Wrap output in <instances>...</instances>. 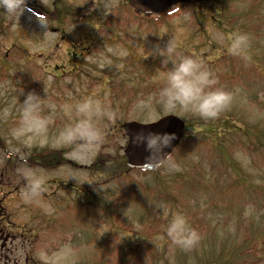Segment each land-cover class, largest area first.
I'll return each instance as SVG.
<instances>
[{"label":"rangeland","instance_id":"rangeland-1","mask_svg":"<svg viewBox=\"0 0 264 264\" xmlns=\"http://www.w3.org/2000/svg\"><path fill=\"white\" fill-rule=\"evenodd\" d=\"M89 1L61 5L74 14L104 13L105 0ZM33 7L26 3L13 21L0 15V107L13 98L22 102L29 91L58 105L91 96L109 105L115 117L102 122L106 143L89 164L69 159L70 149L54 143L12 152L6 133L18 117L16 108L0 122V264H18L17 248H28L21 243L26 233L10 244L11 237L29 228L39 232L37 248L70 242L74 264H264V0H205L162 18L137 15L127 0H118L97 31L90 20L73 21L74 15L54 26L51 8L42 12L48 19L30 13ZM236 32L249 36L247 59L227 51ZM221 34L223 42L217 39ZM172 36L178 53L202 60L218 86L235 93L233 102L215 119L173 114L186 124L170 155L179 171L119 174L126 145L120 125L147 122L132 105L162 85L166 66L157 49ZM156 109L155 121L168 115ZM66 120L58 114L50 135ZM52 152L71 164L57 166ZM23 153L30 166L48 173L44 198L58 209L54 223L19 199L13 170ZM161 202L169 218L184 213L200 234L192 250L176 247L164 233L167 219L156 207Z\"/></svg>","mask_w":264,"mask_h":264},{"label":"clouds","instance_id":"clouds-1","mask_svg":"<svg viewBox=\"0 0 264 264\" xmlns=\"http://www.w3.org/2000/svg\"><path fill=\"white\" fill-rule=\"evenodd\" d=\"M115 6H118V0H105L102 9L107 14ZM25 7L26 0H0V15L13 21L24 12ZM217 39L223 42L224 37L221 34ZM248 43L247 33H233L227 51L231 55L247 59ZM108 51L117 56L126 55L123 50ZM157 53L163 57L161 63L166 66V71L162 74V85L154 93L137 99L132 105V111L142 114L148 123L155 121L157 105L161 112L175 114L180 111L202 119H215L231 106L235 93L218 86V78L202 60L193 55L178 53L174 36L169 38L164 47L158 48ZM169 61L171 67H167ZM102 62L111 63L110 60ZM45 97L29 91L22 102L19 98H13L8 105L0 107V122L10 119L13 108L18 111L15 122L7 128L6 135L12 142L9 150L21 153L22 149L54 143L58 147L70 149L66 154L69 159L89 164L106 143L102 122L113 119L115 112L109 105L91 96L62 105L46 100ZM58 114H63L67 120L54 135H50V125ZM172 139L173 134L153 132H138L132 137L134 143L143 144L149 151L148 160L155 161L154 167H162L167 172L180 170L179 164L163 151ZM21 159L22 163L13 170V178L20 185L19 199L26 205L38 207L45 215H53L56 209L44 198L48 173L30 166L26 161V153L21 155ZM71 177L76 179L74 175ZM156 207L167 219L163 228L172 244L184 251L192 250L201 236L190 226L186 215L174 212L169 218L163 202ZM245 214H248L247 208ZM161 238L157 236L155 240L158 242ZM24 254V248H17L18 264H24ZM32 255L38 264H74L75 250L70 242H66L54 250L47 246L36 248Z\"/></svg>","mask_w":264,"mask_h":264},{"label":"water","instance_id":"water-1","mask_svg":"<svg viewBox=\"0 0 264 264\" xmlns=\"http://www.w3.org/2000/svg\"><path fill=\"white\" fill-rule=\"evenodd\" d=\"M202 0H128V5L135 11L142 14L163 16L168 13L171 7H193ZM122 128L127 137V144L124 148L127 170H147L155 171V161L148 160L149 151L143 144L134 143L132 137L138 132L148 133H170L173 139L170 144L163 149L165 153L171 154L178 141L184 133V122L172 114L163 116L151 123H139L128 121L122 124Z\"/></svg>","mask_w":264,"mask_h":264},{"label":"flooded vegetation","instance_id":"flooded-vegetation-1","mask_svg":"<svg viewBox=\"0 0 264 264\" xmlns=\"http://www.w3.org/2000/svg\"><path fill=\"white\" fill-rule=\"evenodd\" d=\"M64 2V3H71L72 1L71 0H50V4L53 8V22L55 23L56 21H59L61 19L62 16H66L67 15V11L65 9V5H61V3ZM43 10V8H42ZM79 19L82 20L84 19L85 20H90V21H93L94 24L93 26L95 27H98L100 23H102V21H105V19L107 18V14L103 13V14H92V13H89V14H83V15H79ZM88 17V18H87ZM73 21L76 20V17H74L72 19ZM59 31V30H58ZM58 212V209H56L55 213L53 215H48L47 216V219H49V223H54V218L56 216ZM1 223V221H0ZM48 223V222H47ZM33 228H29L28 231L27 230H19V234L18 235H15L13 237H11V242L10 244L12 243V241L14 239H16L17 237H22L24 236V233H26V237L24 239V241H22L21 243L23 245H27L28 248L24 254V260H26V264H33V262L35 261L33 259V255H32V252L34 249L37 248V243L39 242L40 243V236H39V232L37 230L34 231L32 230ZM1 233V231H0ZM36 244V247L34 246Z\"/></svg>","mask_w":264,"mask_h":264},{"label":"trees","instance_id":"trees-1","mask_svg":"<svg viewBox=\"0 0 264 264\" xmlns=\"http://www.w3.org/2000/svg\"><path fill=\"white\" fill-rule=\"evenodd\" d=\"M56 153H58V152H56ZM58 154L60 155V153H58ZM45 158H49V156L48 157L41 158V160H46ZM51 158H52V160H60V159H62V157L60 159H58V156H56V154L54 152H52ZM33 160H37V158H34ZM117 166L119 167V169L117 170V172L120 174L122 172V168H121L122 167V164H121V162H119V164Z\"/></svg>","mask_w":264,"mask_h":264}]
</instances>
